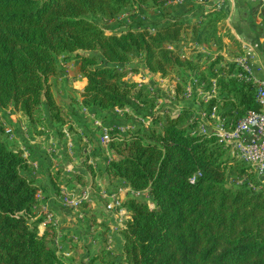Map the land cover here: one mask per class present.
Instances as JSON below:
<instances>
[{"label":"trees","instance_id":"1","mask_svg":"<svg viewBox=\"0 0 264 264\" xmlns=\"http://www.w3.org/2000/svg\"><path fill=\"white\" fill-rule=\"evenodd\" d=\"M168 1L0 0V109H13L34 124L46 107L50 121L61 123V108L48 83L58 74L59 57L74 54L86 81L81 106L98 117L115 119L114 109L130 107L135 85L123 81V67L136 73L135 58L147 74L162 79L184 85V78L193 77L205 92L214 82L215 98L203 113L216 107L222 117L237 121L259 111L256 84L240 79L239 67L224 58V38L232 47L237 44L221 26V11L206 9L190 25L162 14L153 26L142 22L119 32H106L97 22H114L133 2L140 11H158ZM147 27L155 32L148 33ZM184 49L192 53L184 55ZM192 114L186 107L165 120L149 113V127L131 123L133 132L110 134L113 159L104 174L146 194L150 204L127 198L123 207L129 217L118 231V257L103 245L89 264H264V188L214 135L195 132ZM4 136L0 123V264H82L57 253L56 228L42 226L44 218L36 217L35 195L46 191L30 179L21 154ZM55 175L57 182L49 183L58 192V185L68 182L60 170ZM241 177L248 183L230 181ZM101 228L104 238L109 228Z\"/></svg>","mask_w":264,"mask_h":264},{"label":"built area","instance_id":"2","mask_svg":"<svg viewBox=\"0 0 264 264\" xmlns=\"http://www.w3.org/2000/svg\"><path fill=\"white\" fill-rule=\"evenodd\" d=\"M184 0H169L167 2V5H179ZM249 3H258L260 6L264 9V0H247ZM217 9V8H215ZM145 29L137 28V32H142ZM146 31L148 33H154L155 30L152 27H147ZM261 44L264 48V36L262 39ZM260 45L258 43L254 44H242L240 49L237 51V56L232 59H228V57H224L226 60H229L231 62H234L237 67H239L241 74L238 75L240 79H243L246 82H253L257 86V91L255 95V100L258 106L260 107L259 111H249L243 118L232 121L229 119H226L225 117L221 116V113L217 112L216 107L212 108L209 114L203 113L201 111V117L202 121H204V126L197 127V132L199 135H214L219 143H221L229 152L230 156L238 163H240L242 166H244L247 170V174L252 176L254 179H256L257 183L261 184L262 188H264V77L262 78H256L254 76V71L252 68V62L254 61L256 57V52L258 51ZM187 49H184L186 51ZM200 53H205L206 51L202 48L197 49ZM61 65L67 69L70 66L66 63H61ZM151 79L149 80L146 78H140L137 80V83L135 85L134 94L132 95L130 99V107L125 108L123 110L121 109H114L113 112H111V115L115 118L116 115H128L130 117H133L135 120V124H138L140 127L147 128L149 127V118L145 117L146 115H141L142 110H145V106L142 102H140L139 98L136 97L144 94H151L152 96H157V93L155 92L154 86H155V77L157 75L150 74ZM149 76V74H148ZM141 77V76H140ZM159 78L160 82L163 83L164 79L161 77ZM85 80V79H84ZM186 97H191L192 93L196 91V94L198 96L202 97L203 107L206 106V104L211 100L212 98H215V87L213 82V88L210 91H204L203 87L196 85V80L193 77H186ZM159 84V82H158ZM173 94V91L171 92ZM159 99H157V102ZM81 106V105H80ZM136 107V109H133V107ZM169 108V107H168ZM180 107H177V109H168V111L160 110L156 112V109L152 111V114L160 115L162 119L168 118H175L179 113ZM80 114L78 115L80 118H84V120H92L94 122V125L96 126V131H98L99 139L98 144L100 145V148H108L109 143L111 141L110 134L113 133L115 130L124 132L122 128L117 126L116 124H103L98 116L94 113L89 112L87 109L80 107L79 110ZM138 113H137V112ZM20 119V123L17 126V122H12L10 124H6L4 120L0 119V123L2 124L4 128V137L7 138H13V134L17 131H26V121L21 116L20 113L15 114ZM97 118V119H96ZM70 120L66 121V124H57L60 127V131H57L58 134H60L62 137H54L52 136L50 143L46 146L45 149H43V154L41 156V159L44 160H53L52 155L50 153H54L53 156L57 157L59 153H61L60 158L63 157V154H66L67 156L73 154L75 152L76 143L74 141L75 132L71 131L69 129V126H73V118H69ZM193 119L189 121V123L192 122ZM210 121H214L215 129L214 131L210 132L207 131L205 128L207 126H211ZM126 122V121H123ZM56 122L49 121V125H56ZM155 129L160 128V125L154 126ZM53 129L52 127H50ZM69 130H66V129ZM196 128V129H197ZM75 129V128H73ZM128 130V132H133L134 128L130 124L126 126L125 130ZM39 131L47 132L44 128L38 127ZM127 132V133H128ZM121 133V132H120ZM51 134V133H50ZM122 136L125 135V133H121ZM55 138V139H54ZM88 139V138H86ZM84 139V140H86ZM83 140V142H84ZM88 141V142H87ZM84 142L87 144L88 149V158H83L80 160L72 159L71 163L63 164L62 166L58 167L57 171H61V177L64 178L65 181L68 182V184H72L73 186H76L77 191H72L75 194L72 195L69 193V189L67 188L66 184L58 185V192L53 193L55 200L58 201L59 205L61 207L67 208L69 210L72 209L74 213L77 216V222L84 221L87 223V229L89 234H91L92 238H94L97 233L102 232L101 226L106 225L108 226V230L105 233V241L104 246L107 250L114 247L115 242L120 241L121 237L118 235L119 229L124 227L126 217L129 215L128 211L123 207L124 201L129 197H136L140 198L143 196V193L135 192L131 188L125 186L123 189H118L111 192H106L100 190V196L99 193L95 190V187L97 186L98 182H95L98 178L95 176V181L93 182H87L86 176H88L87 172L83 171V167L88 166L87 168L94 170L97 169L98 164L94 162L93 160H96V156H94L95 151L94 148L91 146L89 140ZM43 146V145H42ZM51 146V147H50ZM61 151V152H60ZM63 152V153H62ZM33 156L30 157V152H23L21 153L22 159L25 161L26 165L30 169L29 172L32 174L39 173V166L36 162L35 156L38 157V155L32 153ZM105 156L107 157V160H104L102 164V168H104L112 159L113 156L110 158V154L108 152H105ZM39 158V157H38ZM104 158V157H102ZM31 159V160H30ZM54 161V160H53ZM49 172L46 171V175H50L52 177V182H57L56 179L53 178V171L51 169ZM57 171H55L57 173ZM90 171V170H89ZM81 177L82 182L84 183V188H80L81 185L78 184L76 178ZM61 178V179H62ZM49 180V181H51ZM63 180V179H62ZM231 182H233L236 185H242L244 183H248L247 179L245 177L236 178V179H230ZM95 184H91L94 183ZM86 184V185H85ZM99 186V185H98ZM250 188H253L251 184H249ZM80 190V191H79ZM95 194H98V199H96ZM45 199V196L42 191H38L35 195V200L37 203L36 210L41 209L44 207L42 205L43 200ZM149 203V202H148ZM150 204V203H149ZM83 205H86L87 207L82 209L81 207ZM99 211L98 217L93 218L91 215L92 213ZM119 219L120 222L116 225H111L109 222V219ZM49 224L55 228H57V221L55 219V216L50 213H45L44 215V222L42 224ZM43 227L39 228V232L42 231ZM42 234V232H41ZM95 235V236H94ZM96 239V237H95ZM94 239V240H95ZM55 247L58 254H62L65 258H69L72 255L70 253H66L63 249V246L61 244V238L60 235L57 233V239L55 242Z\"/></svg>","mask_w":264,"mask_h":264},{"label":"rangeland","instance_id":"3","mask_svg":"<svg viewBox=\"0 0 264 264\" xmlns=\"http://www.w3.org/2000/svg\"><path fill=\"white\" fill-rule=\"evenodd\" d=\"M137 6H138L137 3L133 2L130 9L125 10L118 17V19L115 20L114 22L109 23V22H103L101 20H97V22L102 27V29H104L106 32H110V31L119 32V31H122V30L126 29L127 27L131 26V23L138 22V20H139V23H141V24H143L142 22L144 21L143 20L144 18H146V21L147 20L148 21H150V20L154 21L155 20V18H151L152 12H149L148 9H145L147 11V12H145L146 17H142L144 13H142L137 8ZM151 21H150V23H153ZM139 23H136V24H139ZM187 50H188V52L183 50L182 51L183 54H186V53L189 54L191 52V51H189V49H187ZM236 51H238V50H236ZM236 51L227 49L225 52H223L224 57H228V59H232V58H234V56L236 57L238 55ZM71 60H73V61L75 60L74 54H71V56L69 55L68 57L64 56V58L61 59V62L64 61L67 64H70L68 62H71ZM136 60H138V58L133 59L131 64L132 65H137V64L139 65V62H137ZM66 63H64V64H66ZM69 66H70L69 68L65 69L59 63L58 74L55 77L49 78V83H48L50 91L52 93V96L55 100H57V103L58 102L62 103V101H67V103H68L67 105L65 104V106H60L61 114L63 117L61 123H55L56 124L55 126L53 124L49 125L50 119H49V116L47 113V108L42 107L40 119L37 120L34 124L28 123L24 119L26 121V127H27L26 131H21V127H20V130H17L13 134L14 135L13 138L5 137V140L7 141L8 146L14 152H19L20 154L23 152H30V157L33 156L32 153L38 155V157H39L38 158L35 156V159H33V160H36V162L39 166V169H40L39 173L32 174L28 171L29 173L27 172V174H30V179L34 180V182L36 183L35 185H37V187H39L41 189L43 188V190L46 191L47 194H44L45 199H46L47 195H50L52 198V201L50 202L48 200H43L42 205L44 207V210H43V208H41V209L39 208L36 210V217L37 218H42V217L44 218L45 213H50V214L55 216V219H57V217H56L57 211H55V208H54L56 206V200H55L54 196L52 195L53 193L57 192V191H55L57 189V187H56V185L54 187V184L51 185V183L47 184L48 181H46L47 180L46 179V171L49 172V174H50L49 170L51 169V171H53L52 172L53 178L55 179V173H56L55 171L58 170V167L62 166L63 164L71 163L72 159L73 158L76 159V158L74 157L73 154H71L69 156H67L66 154H63V157L60 158L61 153H59L57 157L53 156L54 153H50L52 155V158L54 161L53 160L44 161L43 159H41L39 154L42 155L44 153L43 149H45V147H46L44 145H48L50 143L52 136L54 137V135H55L56 137H59V136H60V138L62 137L57 132V131H60L61 126H59L57 124H61V125L66 124V121L70 120L69 118H73L72 119L73 126H69V129L71 131L75 132L74 141L76 143V148H75L76 157H78V159H80V158L83 159L84 157L88 158L87 157V155H88L87 144L84 143L87 140H89L91 146L94 148V151H95L94 156H96V160H93V161L98 164V166H97L98 168L95 169V171L92 170V172L94 174L93 175L94 177H93L91 172L87 169L88 166L83 167V171L88 173V176H86V178H87L86 181L89 182L90 179L93 181L95 176L98 178L97 179L98 184L95 187V190L97 191V193H99V196L101 193V192H99L100 190L106 191V192H111V191H115L118 189H123L125 187L124 183H121L116 179L107 178V176L103 172V168L100 164H102V162L104 160H107V157L105 156V152H108V148H104V149L100 148V145L98 144L99 134H98V131L94 130V129H96L94 122L92 120H84V118H80L78 116L80 114L79 113L80 111L78 110L79 106L77 103V99H79V97H81L82 93L80 94L77 92L79 89H81V85L77 84V82H78V80H81L84 78L81 76V74L77 75V71L75 70V68H76L75 63H73V65L70 64ZM131 69H133V68H130V66H128L127 68L123 67V72L127 73V75L123 79L124 82H130V83H133L134 85H136L137 80L140 78H143V79L149 78V80L151 79V77L148 76V74L146 72H143V70L141 72H138L136 70V75L135 76L131 75V72H130ZM136 69H139V67H137ZM68 75H71V76L68 77ZM158 76L159 75H157L155 77V80H154V82H155L154 83L155 84L154 89H155V92L157 93V96L154 97L148 93L144 94V95L139 94L140 102L143 103V101H147V103H145V104L143 103L146 110H142V114L149 115V113H152L154 108L156 109V112H157L160 110L168 111V109H177V107H180V109L182 107H186L192 111V113H193L192 118H194V120L197 121L196 126L197 127L204 126V121H202V118H200L201 117V111L204 110V107H203L204 102L202 101V97L198 96L196 94V91L192 93L191 97H186V82H187L186 78H184L185 84L183 85L182 83L180 84L178 81L176 82V80H170V78L164 79L163 83H161L159 78H157ZM72 82H74V85L72 84ZM158 82H159V84H158ZM177 87H178V89H177ZM172 91H173V94L171 93ZM134 93L135 92L133 90L131 94L133 95ZM157 99H159L158 102H157ZM81 100H82V97H81ZM133 109H136V107H133ZM17 113L18 112L14 111L13 109H10V108L6 109V110L0 109V119L4 120V122L6 124L11 123V125H12V122L14 123L16 121L17 126H18L21 121L17 116H15V114H17ZM105 113L106 112H104V114ZM116 116L117 117L115 119H111L109 116L105 115V117H103L101 114L97 118H99V120L103 124L104 123L116 124L120 128L124 129L123 130L124 132L120 131L121 133H127L128 130L127 129L125 130V128L127 125H129V124L131 125V123L135 122V120H131L134 118L130 117L126 114L121 115V116L120 115H116ZM123 121H126L127 124ZM210 124H211V126H207L205 129L207 131L212 132L215 129L214 121H210ZM38 127L44 128L47 132L39 131ZM50 127H52L53 129H51ZM73 128H75V129H73ZM69 129L67 128L66 130H69ZM157 129H159V128H157ZM195 130L198 131V128ZM86 138H88V139H86ZM84 139H86V140H84ZM83 140H84V142H83ZM102 157H104V158H102ZM111 157L112 156L110 155V158ZM55 169H57V170H55ZM81 181H82V178H81ZM44 184L46 186H44ZM78 184L81 185L80 188H84L83 182H80ZM60 185H62V182ZM66 186L70 190L69 193L72 195L75 194L72 191H77L76 190L77 187L73 186L72 184L67 183ZM97 195L98 194H95V197L97 200H99ZM47 198H48V196H47ZM140 199H143V201L148 202L146 195L140 197ZM57 208H58V206H57ZM81 208L84 209L85 208L84 205ZM62 209L65 210L67 208L62 207ZM67 210H69V209H67ZM69 212L71 213L72 217L74 215H76L74 213V211H72V209ZM109 220H110L109 223L111 225H116L117 223L120 222L119 219H117V220L116 219H109ZM75 225L76 226L79 225V227L78 228L72 227V229L67 230V232L69 231L68 232L69 234H73V233H79V234H75V237H74L75 239L65 237V239L63 240L62 243L65 242V243L72 245L70 249H74L77 251L76 255H75V259L73 258L77 263L81 262L82 264H89L91 261V258L93 256H95L101 248H103L104 238H102V236H101L102 233L99 232L98 236L95 239V240H97V238H99V240L96 242V244H93L92 243L93 240H92V242L90 243V247L91 246L92 247L90 249L84 248V249H82V251H79L81 248H79L78 246L81 245V241L83 239H85V233L83 232V230H80V227H82V224H79V222H78ZM73 229L76 231L74 232ZM101 231H102V228H101ZM41 232H43V228H42ZM41 232H39V234H41ZM77 242H80V244H76ZM97 243H100L99 247L93 249L94 246H97ZM119 250H120L119 244L116 243L113 248H111L109 250H105V251L110 253L112 257L116 258V257H118ZM68 251H70V250H68ZM65 252H67V251H65ZM70 252L73 254L72 251H70ZM95 264H99V263L96 262Z\"/></svg>","mask_w":264,"mask_h":264},{"label":"crops","instance_id":"4","mask_svg":"<svg viewBox=\"0 0 264 264\" xmlns=\"http://www.w3.org/2000/svg\"><path fill=\"white\" fill-rule=\"evenodd\" d=\"M211 7L217 8L216 10L221 11L225 15V18H224L223 22L221 23V26H223L224 30L226 31L225 33H227V36H229L237 44V47H232L230 39L225 37L224 43L226 46H228V48H227L228 50H235L236 51V50L240 49V47L243 43L244 44L258 43L260 45L258 51L256 52V57H255L254 61L252 62V68L254 71V76L256 78L264 77V48H263V45L261 44L263 36H264V9L258 3H249L247 0H198V1L184 0L179 5H167V3H166L158 11L157 10L154 11L153 9H148L149 12H152L151 18H155V20L154 21L150 20L151 22H153V23H150V21H148V20L146 21V18H144L143 22L145 25L153 26L155 23H158L159 21L162 20V14H164L170 18L179 17L182 19V21L185 24L190 25L193 23H198L202 19L201 13L203 11H206V9L211 8ZM145 9L146 8H143L141 10V12L144 13L142 17H146L145 12H147V11ZM136 23H139V20ZM136 23H131V25H135ZM189 32H190V30H187V33H189ZM186 51L188 52V50H186ZM186 55H188V53H186ZM223 55H224V53H223ZM62 58H64V56L59 57L60 65L62 63L61 62ZM136 61L139 62V65L138 64L135 65L136 67H139V69H137V71L141 72L143 70V72L147 73L144 65L142 64V60L138 59ZM68 63H70L71 65H73V63H75V65H76L75 70L77 71V75H80V73H79V61L78 60H74V61L71 60V62H68ZM70 64H68V65H70ZM131 75L135 76L136 73H131ZM70 76L71 75H68V77H70ZM149 76H151V75L149 74ZM72 84L74 85V82H72ZM77 84L81 85V89H79L77 91L78 93L81 94L85 85H86V81L84 79H81V80H78ZM55 102L59 106H65V104L66 105L68 104L67 101H62V103L61 102L57 103V100H55ZM81 102H82L81 97H79V99H77L78 106L81 105ZM74 157L76 158L77 161L80 160V159H78V157H76L75 152H74ZM44 161H46V160H44ZM87 169L90 170L89 168H87ZM79 178H81V177H79ZM46 179H47L46 181H48L47 184H50L49 180H51L52 177H50V175L47 174ZM55 179L58 180L56 175H55ZM62 179L64 180V178H62ZM93 181H95V178ZM93 181L91 179L89 180V182H93ZM118 181L121 183H124L122 180H118ZM95 182H98V180H96ZM95 182L91 183V184L94 185ZM44 186H46V185L44 184ZM144 195H146V194H144ZM47 196H48V198H47ZM47 196H46V199H44V200H48L51 202L52 201L51 196L50 195H47ZM57 206H58V208H57ZM60 207L61 206L59 205L58 201H56V206L54 207L55 211H57L56 221L58 224H57L56 230H57V233L60 235L61 244L63 246V249L65 251H67L66 253H70L72 255L71 257L75 259V255H76L77 251L74 249H70L72 245L65 243V242L62 243V242L65 239V237L74 238L75 234H79V233L69 234L68 233L69 231L67 232V230H71L72 227H76V228L79 227V225L78 226L75 225L76 223H78L76 220L77 216L74 215L72 217L71 213L69 212L70 210H67V209L64 210V209H62V207L61 208ZM99 213H100L99 211H96V212L92 213L91 216L96 215V217H98ZM128 217H129V215H127L126 218L128 219ZM84 221L83 220L79 221V224H82V227H80V230H83V232L85 233V239H83L81 241V245L78 246L79 248H81L79 251H82V249H84V248L90 249L92 247V246L90 247V243L92 242V240H93V242H92L93 244H96V242L99 240V238H97V240L94 241L95 237L98 236V233L96 236L94 235L95 236L94 238H92L91 237L92 235L89 234V232H88L87 223H85ZM75 231L76 230H74V232ZM101 236H102V234H101ZM117 243L119 244V247H120L122 242H117ZM76 244H80V242H77ZM99 244L100 243H97V246H94L93 249L98 248ZM68 250L72 251L74 255Z\"/></svg>","mask_w":264,"mask_h":264}]
</instances>
